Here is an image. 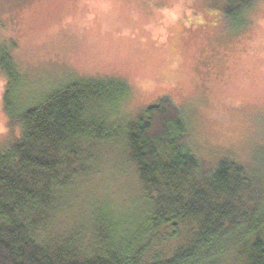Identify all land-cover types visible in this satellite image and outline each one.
Segmentation results:
<instances>
[{"label": "trees", "instance_id": "obj_1", "mask_svg": "<svg viewBox=\"0 0 264 264\" xmlns=\"http://www.w3.org/2000/svg\"><path fill=\"white\" fill-rule=\"evenodd\" d=\"M225 4L231 25L243 26L253 0ZM1 47L4 108L20 134L0 149V264H228L229 255L233 264H264V212L245 211V169L223 159L205 170L174 102L130 116L127 82L78 78L21 104L26 76ZM115 145L143 189L136 205L123 213L83 201L87 223L59 228Z\"/></svg>", "mask_w": 264, "mask_h": 264}, {"label": "rangeland", "instance_id": "obj_2", "mask_svg": "<svg viewBox=\"0 0 264 264\" xmlns=\"http://www.w3.org/2000/svg\"><path fill=\"white\" fill-rule=\"evenodd\" d=\"M225 8V0H0V46L26 76L16 102L78 78L127 82L130 116L170 100L189 121L187 140L204 169L223 159L241 165L245 211L264 212V0H253L241 27ZM6 83L0 73V149L20 134L4 108ZM119 149L104 148L101 169L59 228L87 223V201L123 213L136 205L143 189Z\"/></svg>", "mask_w": 264, "mask_h": 264}]
</instances>
